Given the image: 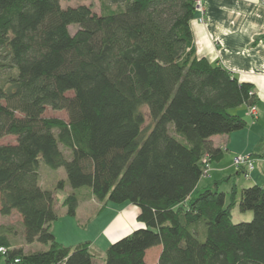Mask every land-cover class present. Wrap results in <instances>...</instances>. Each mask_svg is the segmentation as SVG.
<instances>
[{
    "label": "trees",
    "instance_id": "trees-1",
    "mask_svg": "<svg viewBox=\"0 0 264 264\" xmlns=\"http://www.w3.org/2000/svg\"><path fill=\"white\" fill-rule=\"evenodd\" d=\"M106 1L115 7L95 13L0 0V140L15 136L0 142V214L18 212L24 243L47 246L26 251L0 225V264H93L88 241L64 245L51 230L54 193L66 185L68 216L80 190L97 211L138 209L144 227L110 242L103 264H146L157 244V264H264V186L242 187L237 199L233 186L228 200L217 182L191 194L205 162L222 155L210 137L245 125L230 110L252 104V84L197 56L194 0ZM47 106L67 120L44 116ZM39 161L66 179L43 188ZM235 205L251 218L234 222Z\"/></svg>",
    "mask_w": 264,
    "mask_h": 264
},
{
    "label": "crops",
    "instance_id": "crops-1",
    "mask_svg": "<svg viewBox=\"0 0 264 264\" xmlns=\"http://www.w3.org/2000/svg\"><path fill=\"white\" fill-rule=\"evenodd\" d=\"M260 1L204 0V22L197 20L198 12L190 20L197 56H203L212 63L217 62L238 80L251 83L253 92L252 104L243 103L230 110L231 113L244 118L245 125L240 129L210 137L212 145L222 149V155L208 163L206 173L201 175L191 194L217 182L218 189L225 192L228 200L229 191L233 186L236 199L242 187L253 184L264 186V40L261 39L264 32V7ZM251 105L255 106V114L249 113ZM235 155H248L253 160V169L249 171L248 177L239 178L240 174L244 176V169L233 164ZM85 199L94 200L92 197ZM107 206L106 204L103 209L96 211L94 216H88L83 222L86 225L88 219L90 223L95 222L97 230L92 236H79L73 242L64 243L57 239L54 231L52 232L59 242L70 246L88 241L91 247L95 240L103 238L102 246L105 250L110 242L133 229L144 227V224L136 219L137 207L131 203L110 205L105 214L103 210ZM79 209L80 201L74 218H78ZM127 209L131 212L129 218L123 216ZM62 215L66 216L65 208H62ZM78 224L81 225L82 222ZM160 250V244L148 247L144 255L146 264H157ZM100 264H103V256Z\"/></svg>",
    "mask_w": 264,
    "mask_h": 264
},
{
    "label": "rangeland",
    "instance_id": "rangeland-1",
    "mask_svg": "<svg viewBox=\"0 0 264 264\" xmlns=\"http://www.w3.org/2000/svg\"><path fill=\"white\" fill-rule=\"evenodd\" d=\"M59 3L62 7L65 6H75L78 4H85L91 8V10L95 13H99L102 11V9L106 6L108 7H115L114 4L108 3L106 0H59ZM205 17V14H204ZM198 20V16H197ZM205 20V19H204ZM199 21V22H204ZM76 25L71 24L69 25V31L73 33L76 30ZM68 95H71L72 92L68 91ZM141 110L144 114V124L146 125L149 122V117L147 113V109L145 106L141 107ZM44 116H56L60 117L64 120H67V114L65 110H54L50 107H45L43 111ZM15 141V136L7 135L1 138V143H12ZM38 176H39V184L43 188H53L56 182L59 179H66L65 171L63 167L59 168H51L47 166L42 161H39L38 166ZM242 174H240L239 178L243 179ZM246 178V177H245ZM70 188L66 185L62 190H57L55 195V208L58 214V217L56 220H54L51 224V230L55 232L57 239L64 243H69L75 241L76 238L79 236H82L83 238H87L89 236H92L94 234V231L96 229L95 222L90 223V219H88L87 225L83 222L88 218V216L95 215L97 209L99 208V202L91 199H85V196L82 194H85V190H80V209L78 210V218H74V216H63L62 215V208H64L61 205V201L63 197L69 192ZM107 207L105 210H103V213L107 214L108 207L110 205H116V203H107ZM105 207V206H104ZM103 214V216H105ZM63 216V217H62ZM123 216L129 218L131 216V212L129 209L124 211ZM252 216V213L250 210L240 211L238 206L235 205L231 210V218L234 222L241 221V220H249ZM104 218V217H102ZM78 222H82V224H78ZM0 225H4L6 227H9V237L11 241L17 245L22 246L24 250L26 251H32L36 249H45L47 248L46 245L39 243V242H33L31 244H26L23 241L22 237V225H21V217L18 212L15 210H12L10 214L8 215H1L0 214ZM87 236V237H86ZM103 238H99L95 240L92 243V246L89 247L90 252L93 254V264H100L102 260V256L104 253V247L102 246ZM150 259V258H149Z\"/></svg>",
    "mask_w": 264,
    "mask_h": 264
},
{
    "label": "built area",
    "instance_id": "built-area-1",
    "mask_svg": "<svg viewBox=\"0 0 264 264\" xmlns=\"http://www.w3.org/2000/svg\"><path fill=\"white\" fill-rule=\"evenodd\" d=\"M261 5L264 7V0L260 1ZM194 8L198 12V20L203 21L204 20V14H205V2L204 0H194ZM255 106L251 105L249 108L250 114H255ZM233 164L236 167H242L243 175L245 177H248L249 171L253 169V160L248 155H235L232 159ZM208 169V163L205 162V172ZM4 248L0 247V251H3ZM17 261V259H15Z\"/></svg>",
    "mask_w": 264,
    "mask_h": 264
}]
</instances>
